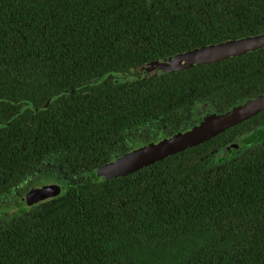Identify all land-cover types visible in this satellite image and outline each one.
I'll return each mask as SVG.
<instances>
[{"label": "trees", "instance_id": "trees-1", "mask_svg": "<svg viewBox=\"0 0 264 264\" xmlns=\"http://www.w3.org/2000/svg\"><path fill=\"white\" fill-rule=\"evenodd\" d=\"M262 32L264 0H0V199L37 168L61 188L0 224V264H264V112L125 176L94 172L202 103L264 92V47L141 65ZM233 139L244 148L217 158Z\"/></svg>", "mask_w": 264, "mask_h": 264}, {"label": "water", "instance_id": "water-1", "mask_svg": "<svg viewBox=\"0 0 264 264\" xmlns=\"http://www.w3.org/2000/svg\"><path fill=\"white\" fill-rule=\"evenodd\" d=\"M263 47L264 32L254 36L211 43L160 60H153L141 65L140 69L142 72H169L198 63H209L229 58ZM261 111H264V92L246 100L244 103L233 104L224 112L207 115L199 124L186 130L176 132L157 142H149L139 147H133L119 157L108 160L96 167L94 172L104 179L125 176L171 154L202 143L217 133L223 132ZM227 148L226 145L221 152ZM58 192L59 186L57 184L36 189L28 194L30 198L27 197V203L37 202Z\"/></svg>", "mask_w": 264, "mask_h": 264}, {"label": "flooded vegetation", "instance_id": "flooded-vegetation-1", "mask_svg": "<svg viewBox=\"0 0 264 264\" xmlns=\"http://www.w3.org/2000/svg\"><path fill=\"white\" fill-rule=\"evenodd\" d=\"M252 36H254V35H252ZM261 93H263V92L261 91L259 94H261ZM256 95H258V94H255L254 96H256ZM254 96H252V97H254ZM252 97L246 98L245 100H242L241 102H237V103H240V104L244 103L246 100H248ZM205 105H206L205 103H202V105H201L202 111L199 112L198 116H193V113H192L193 111L190 110L191 114L189 116L188 126L183 130H186V129L194 126V125L199 124V122L207 115H210L213 113L218 114V113L224 112L233 104H231L230 106H228L224 109H217L215 107L212 110L208 109V111L207 110L205 111ZM192 109L195 111L194 108H192ZM261 112H264V111H261ZM259 113L260 112H258L257 114H259ZM257 114H255V115H257ZM255 115H253V116H255ZM192 121H196V123L192 124ZM183 130H181V131H183ZM234 141L235 140L233 139V140H229L227 142L228 144H226V145L228 146V148L225 151H223L224 153L221 152V154H219L220 152L217 151L216 152L217 158L222 159V158H226V156H229V155L232 156L233 154H235L236 152H239L240 150H242L244 148V146L240 145V143H239V142H242L240 139H236V141L235 142ZM224 147H223V149H224ZM55 181H57V177L55 176V173L50 170V167L42 168L41 170L39 168H37V170L35 172H32L30 175L24 176L23 180L20 183H16L15 185H12L11 187H9L7 189L8 191L0 199V213L2 215H4V219L2 221H0V224L7 222L10 218L14 217L16 215V213L20 212L21 207L28 209V208L32 207L33 205H37V204L46 202L47 200H50L53 197L57 196L60 193V189H61L60 186H59V192L57 194H55L53 196H47L45 198L38 200L37 202H32L31 204L27 203V197H29L28 194L31 191H34L36 189H40V188L45 187V186H50L52 184H57V182H55ZM24 197H26V198H24Z\"/></svg>", "mask_w": 264, "mask_h": 264}, {"label": "rangeland", "instance_id": "rangeland-1", "mask_svg": "<svg viewBox=\"0 0 264 264\" xmlns=\"http://www.w3.org/2000/svg\"><path fill=\"white\" fill-rule=\"evenodd\" d=\"M196 123V121H192V124H195ZM191 124V125H192ZM230 156V155H229ZM14 210V209H13ZM4 219V215H2L1 213H0V221H2Z\"/></svg>", "mask_w": 264, "mask_h": 264}]
</instances>
